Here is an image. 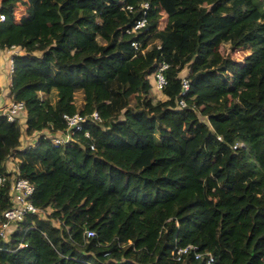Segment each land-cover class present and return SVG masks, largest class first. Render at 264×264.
<instances>
[{
  "label": "trees",
  "instance_id": "1",
  "mask_svg": "<svg viewBox=\"0 0 264 264\" xmlns=\"http://www.w3.org/2000/svg\"><path fill=\"white\" fill-rule=\"evenodd\" d=\"M18 1L0 9L26 111L23 124L0 114V222L18 178L41 212L0 240V264H264V0H26L17 16ZM141 2L146 23L127 33ZM74 114L82 130L55 145ZM186 246L202 257L170 258Z\"/></svg>",
  "mask_w": 264,
  "mask_h": 264
},
{
  "label": "built area",
  "instance_id": "2",
  "mask_svg": "<svg viewBox=\"0 0 264 264\" xmlns=\"http://www.w3.org/2000/svg\"><path fill=\"white\" fill-rule=\"evenodd\" d=\"M124 4L125 11L132 12L133 8L128 4V0H121ZM139 10L141 11V17L137 19L134 23L131 30L127 31V33H136L141 30L145 25V16L147 11L149 10V5L147 2H141L139 5ZM1 9V8H0ZM15 12V10H13ZM12 12V13H13ZM10 13V12H9ZM6 18V15L0 13V22H3ZM133 48L137 50V44H132ZM166 68L165 65H160L156 72L151 76L150 83L152 84L151 89L157 91L158 93L161 91V88L165 85V81L162 75L163 70ZM12 70V68H11ZM181 78V92L184 93L188 89V83L185 79V76H180ZM178 108H185L186 105L183 101L177 102ZM25 106L20 102H13L7 106L2 115L6 118L9 123H19L23 124L25 119ZM93 120L98 121L99 117L96 112H93L90 116ZM86 118L74 114L72 116H64L65 122V132H57L54 136H52V141L55 145H64L66 143H70L73 141V135L76 132H80L83 128V124L85 123ZM86 137L88 134H85ZM242 147L241 144L232 145L233 150L240 149ZM9 160V159H8ZM11 160V159H10ZM13 162V161H12ZM14 173L18 175L17 169L14 170ZM5 178L0 176V186L3 185ZM34 192V187L27 180L18 178L12 184L9 192L11 208L3 213V221L0 222V240L7 241L9 235L15 231V224L21 222L26 215L28 214H36L41 212L37 210L31 203L30 198ZM87 238H91L94 236V233L91 231L86 232ZM20 247H25L21 245ZM264 252V251H263ZM192 254L195 260L200 259L202 256L195 253V248L192 246H186L184 248H175L170 252V258L175 262H180L183 257ZM203 257L206 258L204 264H212V258L209 254H203Z\"/></svg>",
  "mask_w": 264,
  "mask_h": 264
},
{
  "label": "rangeland",
  "instance_id": "3",
  "mask_svg": "<svg viewBox=\"0 0 264 264\" xmlns=\"http://www.w3.org/2000/svg\"><path fill=\"white\" fill-rule=\"evenodd\" d=\"M19 1H20V2H19ZM19 1H18V4H17L16 7H15V10H19V11H18L19 14H17V16H18V15H22V14L24 13V11L26 10V9H24V10L22 9V8H24V7L26 6V0H19ZM20 5H22L23 7H20ZM241 45H243V43L240 42V46H241ZM246 53H247V52H244V53H243V52L240 50V51H238V52H236V53L234 54L233 58H234L235 61L242 63V61H243V60H242V59H243V55L246 54ZM1 54H2V57H3L5 54H7L6 56L9 55L8 52H3V53L1 52ZM21 54H23V53H21ZM2 57H0V62H4V66L8 69V68H9V66H8V64H9V60H8L9 57H8L7 60L4 59V57H3V61L1 60ZM8 70H9V69H8ZM236 70H237V68H236ZM5 74H6V70H5ZM185 75H186V70H183V71L180 73V76H183V77H184ZM150 79H151V77H150ZM150 97H151V102H152V103H154V102H156V101H163V100H164L163 96L160 95L157 91H154V89L150 90ZM52 99H53V100L55 99L54 94H52ZM44 135L49 136L48 131H45V132H44ZM36 141H37V135H34V136H32V137H26V136H23L22 139H21V146H20V149H23V148L29 147V146H31V144H35ZM10 159H12L11 156H10L9 160L7 159L6 162H5V164H6V169H7L9 172H13V171H14V167H15V165L12 163V160H10ZM47 212L49 213L50 210H47Z\"/></svg>",
  "mask_w": 264,
  "mask_h": 264
},
{
  "label": "crops",
  "instance_id": "4",
  "mask_svg": "<svg viewBox=\"0 0 264 264\" xmlns=\"http://www.w3.org/2000/svg\"><path fill=\"white\" fill-rule=\"evenodd\" d=\"M2 1L3 0H0V8H1ZM17 4H18V2L15 4V7ZM15 7H14V10H15ZM20 7H23V6L20 5ZM26 8H27V5L22 9L24 10ZM3 52L9 53L8 56H6L7 54H5L3 56L4 59H6V60L9 57V59H8L9 60V64H8L9 70L4 66V62H0V114H2L4 112V110L7 108V106L12 101V99L10 97V92H9V85H10V79H11V73H12V70H11V68H12V57L14 55H22L21 53H23L18 48H12L11 50H4V51H2V53ZM0 57H2L1 52H0ZM3 57L1 58L2 61H3ZM5 70H6V74H5ZM11 160L13 161L12 163L15 165L14 170H16L17 159L12 158ZM10 173H14V171L10 172Z\"/></svg>",
  "mask_w": 264,
  "mask_h": 264
}]
</instances>
